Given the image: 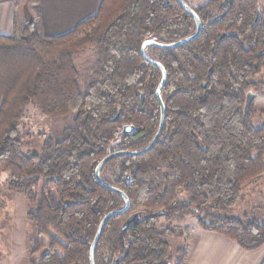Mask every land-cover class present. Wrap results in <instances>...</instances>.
Returning <instances> with one entry per match:
<instances>
[{"label": "trees", "instance_id": "1", "mask_svg": "<svg viewBox=\"0 0 264 264\" xmlns=\"http://www.w3.org/2000/svg\"><path fill=\"white\" fill-rule=\"evenodd\" d=\"M220 5L208 0L194 9L202 27L192 41L152 47L166 71L163 128L150 150L103 166L120 162L114 181L101 179L121 189L129 207L105 223L95 264H172L166 237L173 231L146 217L157 210L166 218L203 212L202 229L244 249L264 242L263 217L214 214L234 206L245 182L264 171V109L259 126L252 108L243 114L250 88L264 98V83L255 79L264 70V16L256 14L258 0ZM194 30L176 0H100L95 14L64 34L46 35L31 21L0 35V173L8 172V187L23 193L29 219L48 238L31 251L43 248L36 264H90L100 220L125 204L96 179L95 167L114 150L146 147L159 126L162 73L142 56V44L170 43ZM27 104L45 117L74 114L59 140L44 136L39 153L21 150L17 119ZM125 125L133 126L127 134ZM134 213L122 242L119 229Z\"/></svg>", "mask_w": 264, "mask_h": 264}, {"label": "rangeland", "instance_id": "2", "mask_svg": "<svg viewBox=\"0 0 264 264\" xmlns=\"http://www.w3.org/2000/svg\"><path fill=\"white\" fill-rule=\"evenodd\" d=\"M207 1L208 0H186L187 4L193 9L202 6ZM21 3L27 9L29 8V13L31 15L23 25L32 21L43 28L38 16L37 0H22ZM257 7H259V12L264 16V0H258ZM216 12V9H214L212 14H216ZM21 27H17L13 33H18ZM152 47L153 45L146 46L144 47V51L148 58L157 61L155 58L159 56L158 51L154 50ZM255 79L264 83V70H262ZM248 92L255 95L249 107L255 111L252 117V123L255 126H259L263 121L259 112L264 109V98L261 96V91L259 92V89L250 88ZM73 117V113L63 117H45L36 106L31 104L24 105L17 119V126L22 144L21 150L24 153H39L44 136H50L54 141L59 140L63 129L72 123ZM119 167V161L108 163L104 168L102 167L103 169L100 171V177L109 181H114V179L121 174ZM8 175L6 171L0 173V264H36L35 261L43 253V248L37 252L31 253V251L33 247L37 246V240L39 238L45 242L48 241V238L44 235H38L36 226L28 216L30 205L21 191L8 187ZM179 197L184 199L186 194L181 192ZM214 214L221 216L225 215L230 218H244L245 215L246 218H264V171L257 177L245 182L241 188L239 199L234 206L229 208L226 212L216 210ZM201 217L205 219L203 212L201 216L186 214V216L180 218H166L164 216L155 218V224L158 229L164 230L168 228L173 231L166 237L169 243L168 253L172 259V264L183 262L184 259L181 260L182 253H185V249L187 253V249L189 248L188 243L191 240L193 232L192 229L194 227L201 228L198 223V219ZM179 249L181 252H178ZM101 254L105 260L108 258L109 253L106 246H103ZM99 258L101 260L100 256Z\"/></svg>", "mask_w": 264, "mask_h": 264}, {"label": "crops", "instance_id": "3", "mask_svg": "<svg viewBox=\"0 0 264 264\" xmlns=\"http://www.w3.org/2000/svg\"><path fill=\"white\" fill-rule=\"evenodd\" d=\"M22 0H0V35H11L29 18ZM100 0H37L38 16L46 35L70 31L78 22L96 12ZM18 25V26H17ZM197 227V226H196ZM182 264H264V242L255 249H244L213 231L192 229Z\"/></svg>", "mask_w": 264, "mask_h": 264}, {"label": "water", "instance_id": "4", "mask_svg": "<svg viewBox=\"0 0 264 264\" xmlns=\"http://www.w3.org/2000/svg\"><path fill=\"white\" fill-rule=\"evenodd\" d=\"M180 6L182 7V9L194 20V23H195V31L187 36V37H184L182 39H179L177 41H174V42H171V43H159V42H155V41H152V40H146L143 42L142 44V48H141V54L142 56L148 60L149 62L155 64L156 66H158L162 72V77H161V80L155 90V95L157 97V100L159 102V106H160V120H159V126H158V129H157V132L156 134L154 135V137L152 138V140L150 141V143L142 148V149H139V150H135V151H126V150H114L112 152H110L109 154H107L105 157H103L99 163L96 165L95 167V170H94V175L96 177V179L101 183L103 184L105 187H108L110 190L112 191H115L116 193H118L119 195L122 196L123 200H124V206L120 209H116V210H112L108 213H106L102 219L100 220L99 222V225H98V228H97V231H96V234L94 236V239L90 245V248H89V261H90V264H95L94 262V252H95V248L98 244V241L100 239V236H101V233H102V229L105 225V223L113 216L115 215H118V214H122L124 213L128 207H129V199L128 197L126 196V194L119 188L113 186V185H110V184H107L105 183L101 177H100V170L101 168L111 159L115 158V157H119V156H123V155H132V156H135V155H139L143 152H146L148 150H150L154 145L155 143L157 142L160 134H161V131H162V128H163V124H164V119H165V107H164V103H163V100L161 98V95H160V89L162 88V86L164 85L165 83V80H166V71L165 69L163 68V66L158 62V61H155L153 59H150L147 57L145 51H144V47L146 46H149V45H153V46H156V47H159V48H162V49H168V48H173L175 46H178V45H181V44H184V43H187L189 41H191L192 39H194L195 37L198 36V34L200 33V30H201V27H202V23L199 19V17L197 16V14L194 12V9L192 7H190L187 3H185V1L183 0H176ZM232 3V0H223L222 1V6L223 7H226L228 5H230ZM259 12V7H257L256 9V13L258 14ZM217 18V17H216ZM215 18V19H216ZM223 36V35H222ZM254 94L251 93V92H248L246 94V99H245V103H244V107H243V114L246 115L248 110H249V107L252 103V100L254 98ZM118 114H119V111L117 112L116 116L114 117V119H116L118 117ZM133 129V126L131 125H125L123 126L122 130H121V133L123 134H127L129 131H131ZM120 133V134H121ZM165 210H157V211H153V212H150L148 214H146V217H149V218H156V217H159V216H163L165 214ZM138 213H134V214H131L129 217L126 218V220L122 223L120 229H119V237L121 239L122 242H124V234L127 230V227L130 223H132V221L136 218ZM127 254V247H125L124 249V255ZM117 261L118 259L117 258H113L111 264H117Z\"/></svg>", "mask_w": 264, "mask_h": 264}, {"label": "flooded vegetation", "instance_id": "5", "mask_svg": "<svg viewBox=\"0 0 264 264\" xmlns=\"http://www.w3.org/2000/svg\"><path fill=\"white\" fill-rule=\"evenodd\" d=\"M222 1H223V0H221V3H222ZM220 7H222V9H225L227 6H226V7H223L222 4H221Z\"/></svg>", "mask_w": 264, "mask_h": 264}]
</instances>
